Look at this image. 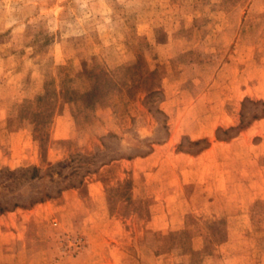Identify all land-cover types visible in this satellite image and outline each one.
I'll return each mask as SVG.
<instances>
[{
  "label": "rangeland",
  "instance_id": "obj_1",
  "mask_svg": "<svg viewBox=\"0 0 264 264\" xmlns=\"http://www.w3.org/2000/svg\"><path fill=\"white\" fill-rule=\"evenodd\" d=\"M0 202V264H264V0H0Z\"/></svg>",
  "mask_w": 264,
  "mask_h": 264
},
{
  "label": "crops",
  "instance_id": "obj_2",
  "mask_svg": "<svg viewBox=\"0 0 264 264\" xmlns=\"http://www.w3.org/2000/svg\"><path fill=\"white\" fill-rule=\"evenodd\" d=\"M60 117H63V118H61L62 120H58L56 128L61 129L63 134H61L59 137H70L67 134L68 128H67V125L65 123V120H67V116L66 115H60Z\"/></svg>",
  "mask_w": 264,
  "mask_h": 264
},
{
  "label": "trees",
  "instance_id": "obj_3",
  "mask_svg": "<svg viewBox=\"0 0 264 264\" xmlns=\"http://www.w3.org/2000/svg\"><path fill=\"white\" fill-rule=\"evenodd\" d=\"M34 170H35V168H33ZM26 169H23L22 171H25ZM11 173H13V172H11ZM36 177V176H35ZM32 178H34V175L32 176ZM19 204L17 203V202H15L14 204H13V206L15 207V206H18ZM5 210H8V206L7 205H4V204H2L1 202H0V214L1 213H3Z\"/></svg>",
  "mask_w": 264,
  "mask_h": 264
}]
</instances>
